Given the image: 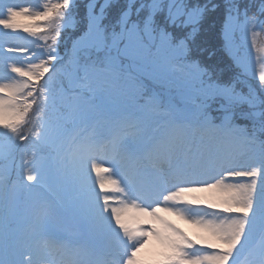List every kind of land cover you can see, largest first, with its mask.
<instances>
[{
  "label": "snow or ice",
  "instance_id": "snow-or-ice-1",
  "mask_svg": "<svg viewBox=\"0 0 264 264\" xmlns=\"http://www.w3.org/2000/svg\"><path fill=\"white\" fill-rule=\"evenodd\" d=\"M257 30L264 0H0V264H264Z\"/></svg>",
  "mask_w": 264,
  "mask_h": 264
},
{
  "label": "rangeland",
  "instance_id": "rangeland-1",
  "mask_svg": "<svg viewBox=\"0 0 264 264\" xmlns=\"http://www.w3.org/2000/svg\"><path fill=\"white\" fill-rule=\"evenodd\" d=\"M14 2L24 4H35L37 0H14ZM41 2H43V0H41ZM253 39L255 43L251 47V60L253 71H257L259 70V67H264V64L261 63V58L264 57V33L262 34L259 30H257L255 37H252L250 34V41ZM173 219L175 218L173 217ZM177 223H179L182 228L188 231L189 234L192 233L190 225L184 223L181 220H177Z\"/></svg>",
  "mask_w": 264,
  "mask_h": 264
},
{
  "label": "trees",
  "instance_id": "trees-1",
  "mask_svg": "<svg viewBox=\"0 0 264 264\" xmlns=\"http://www.w3.org/2000/svg\"><path fill=\"white\" fill-rule=\"evenodd\" d=\"M263 34V33H262ZM264 68V67H259V70L257 71H254L255 74H256V77L258 78V76L261 74V69Z\"/></svg>",
  "mask_w": 264,
  "mask_h": 264
}]
</instances>
